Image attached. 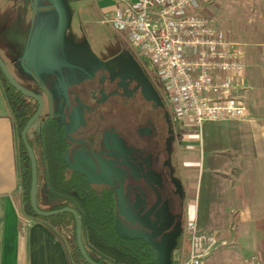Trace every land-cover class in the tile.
I'll return each instance as SVG.
<instances>
[{
  "label": "crops",
  "instance_id": "1",
  "mask_svg": "<svg viewBox=\"0 0 264 264\" xmlns=\"http://www.w3.org/2000/svg\"><path fill=\"white\" fill-rule=\"evenodd\" d=\"M50 1L57 2L61 9L66 7V0L0 1V25L9 11L15 16L14 8L27 6L28 17L23 24V27L29 26L26 54L15 65L20 69L25 67L24 74H36L31 77L34 80H40L47 87L55 83V87L64 92L66 77L61 74L67 66L64 59L78 42L72 36L67 38L66 14L64 19L55 6L54 10L50 9ZM90 1H97L99 5L102 0ZM95 10L100 15L106 11L100 6ZM111 13L108 15L114 12ZM58 23L60 27L55 28ZM119 34L129 44L126 37ZM0 53L7 65H11L14 53L1 40ZM244 53L246 68L237 94L247 107L245 118L207 122L201 133L188 125L178 141V147L179 142L187 147L183 155L178 149L177 156L183 165L201 163L202 166V173H183L181 177L186 191L185 224L195 217L198 220L199 216V227L203 231L214 232L228 242L205 264H264V43L246 48ZM51 67L55 69L54 74L48 73ZM256 84L261 85L260 91L256 92ZM22 175L17 125L0 81V264H73L63 236L48 222L27 212ZM195 178L206 184L203 194L207 200L202 213H199L198 203L200 182L196 187L197 198L192 197L193 192L189 193L192 185L187 181ZM117 226L126 235H147L125 229L120 221ZM180 230H171L155 241L147 237L156 250H162L171 240L170 234ZM181 246L173 250L175 264Z\"/></svg>",
  "mask_w": 264,
  "mask_h": 264
},
{
  "label": "flooded vegetation",
  "instance_id": "2",
  "mask_svg": "<svg viewBox=\"0 0 264 264\" xmlns=\"http://www.w3.org/2000/svg\"><path fill=\"white\" fill-rule=\"evenodd\" d=\"M13 53L11 65H7L12 75L43 101L42 113L30 128L37 164L39 208L77 211L82 222V238L90 200L114 210L115 228L120 221L125 229L146 233L154 241L171 230L181 229L183 238L185 183L178 173L170 144L174 137L179 141L180 123L170 117L164 138L146 114L132 118L127 113V118L116 122L112 108L101 110L95 97L76 91L78 80L66 78L68 92L58 88L51 91L16 67L22 56ZM73 79L76 82L72 83ZM156 84L159 89L157 81ZM108 91L106 102L115 88ZM18 93L12 113L17 127L24 125V128L37 113L39 103ZM20 161L22 173H27L28 168L32 173L28 155L25 158L20 154ZM116 166H120L118 170ZM110 173L125 176L122 200L117 184L110 181ZM71 215L68 221L76 226ZM147 235L141 238L148 241ZM75 237L77 245L76 230Z\"/></svg>",
  "mask_w": 264,
  "mask_h": 264
},
{
  "label": "built area",
  "instance_id": "3",
  "mask_svg": "<svg viewBox=\"0 0 264 264\" xmlns=\"http://www.w3.org/2000/svg\"><path fill=\"white\" fill-rule=\"evenodd\" d=\"M106 22L145 59L181 126L201 133L207 122L241 120L247 107L239 91L245 71L242 46L229 40L203 12L207 0H113ZM228 242L203 231L197 218L183 230L177 264H205Z\"/></svg>",
  "mask_w": 264,
  "mask_h": 264
},
{
  "label": "rangeland",
  "instance_id": "4",
  "mask_svg": "<svg viewBox=\"0 0 264 264\" xmlns=\"http://www.w3.org/2000/svg\"><path fill=\"white\" fill-rule=\"evenodd\" d=\"M49 5L50 9L54 10L53 2L50 1ZM96 6L106 9L104 15L96 12ZM66 7L63 9L68 25L66 35L67 38L74 37L78 46L72 47L68 57L64 59L65 61L67 59V66L62 69V76L64 75L67 79L74 77L78 80L80 85L76 91H82L90 98L95 97L101 110L108 106L112 108L115 111L116 122L127 118V113L132 118L146 114L147 118H152L151 122L157 126L158 132L165 138V131H168L170 126V117L174 119V115L166 105L161 87L158 89L148 62L140 58L130 44L124 42L113 26L103 22L105 18H109L108 14L116 10V3L113 0H102L98 5L97 1L66 0ZM203 12L212 17L225 36L239 43L243 50L258 47L264 43V0H207L203 6ZM59 23L55 25V28L60 27ZM53 70H55L54 67H51L48 73L54 74ZM26 75L30 78L37 76L33 73ZM249 78L248 83L251 82ZM63 85L64 92H68V87ZM55 86L54 83L48 89H56ZM260 87L259 84L255 85L256 92L261 90ZM111 88H115V91L110 92L111 97L106 102L108 99L106 94ZM183 128L186 127L182 126L177 135L180 140L184 133ZM179 143L180 147H178L177 138L174 137L170 144L180 176L182 177L183 173H202L201 163L184 166L178 159V149L181 150L182 155L187 153L185 150L187 147ZM119 167L116 166V169L118 170ZM110 181L114 185L117 184V191L121 194L120 200H122L125 176L123 173H110ZM199 182L201 184V179ZM199 182L197 178L187 181L192 185L189 193L193 192L191 195L194 199L198 196L196 187ZM169 237L171 240L166 246L162 250L160 248L156 250L155 264H175L172 253L175 248L182 245V235L177 232L170 234ZM63 238L68 246L67 239Z\"/></svg>",
  "mask_w": 264,
  "mask_h": 264
},
{
  "label": "trees",
  "instance_id": "5",
  "mask_svg": "<svg viewBox=\"0 0 264 264\" xmlns=\"http://www.w3.org/2000/svg\"><path fill=\"white\" fill-rule=\"evenodd\" d=\"M16 15L13 16L8 12L5 16L3 24L0 25V40L9 51L19 52L23 56L29 37V26L23 27L27 21V6L14 8ZM0 81L4 87L7 99L14 110V97L19 93L10 86L5 79L4 74L0 69ZM32 115V114H31ZM30 115V116H31ZM23 126L17 127L19 140L20 154L27 157L26 149L22 141L21 132ZM32 129L28 132L27 139L32 147L31 142ZM24 160V159H23ZM59 175V174H56ZM23 190L24 200L27 212L39 219L48 222L53 229L59 232L67 239L70 255L75 264H88L82 257L79 248L76 244L75 223L68 221L73 216L70 213H61L48 218L38 217L30 206V186L31 173L29 168L27 173H23ZM201 181V195L199 198V213L204 209V203L207 199L204 198L203 191L206 190V184ZM212 193V197L214 196ZM92 202V200H90ZM89 203V211L86 213L85 223L83 222V240L85 249L89 257L98 264H155L156 250L153 245L142 239L141 237H125L117 232L114 226V210L111 207L103 206L102 204ZM49 211V210H46ZM200 223L198 216V225ZM70 232V233H69ZM70 234V235H69ZM73 234V238H71ZM68 237V238H67ZM75 245V246H74ZM95 255H92V252Z\"/></svg>",
  "mask_w": 264,
  "mask_h": 264
},
{
  "label": "water",
  "instance_id": "6",
  "mask_svg": "<svg viewBox=\"0 0 264 264\" xmlns=\"http://www.w3.org/2000/svg\"><path fill=\"white\" fill-rule=\"evenodd\" d=\"M53 4H54L57 12L59 14H61V17H62L64 15L63 8L62 9L59 8L57 2H53ZM63 18L65 19V16ZM25 54H26V51L24 52L23 57H25ZM0 69L5 76V79L8 81V83L10 84L11 87H13L15 90H17L18 92H20L24 96L30 97L39 103V109H38L37 113L27 122V124L25 125V127L23 128V130L21 132L22 141H23V144L25 146L27 155L31 161V165H32V173H31L32 178H31V186H30V206H31L32 211L38 217H42V218H48V217L55 216V215H58L61 213L73 214L75 217V221H76V236H77V246L79 248V251H80L83 259L88 264H98V263L94 262L89 257V255L85 249V245H84L83 238H82V222H81L80 216H79L77 211L70 209V208H65V209H60V210H55V211H45V210H42L39 208V206H38L37 164H36V159H35V154H34L33 148L31 147V145L28 142L27 135H28L30 128L34 124V122L39 118V116L42 113L43 101H42L40 95L26 89L14 78L9 67L7 66L6 62L3 60V58L1 56H0ZM116 228L119 230V232H121L119 226H116ZM121 235H123L125 237H141L139 235H137V236L136 235H126L125 233H122V232H121ZM148 242H150L153 245L154 249L156 250L154 243H152L150 240H148Z\"/></svg>",
  "mask_w": 264,
  "mask_h": 264
}]
</instances>
